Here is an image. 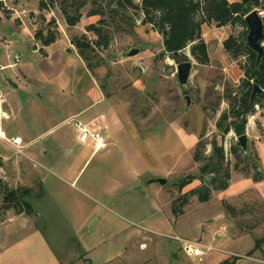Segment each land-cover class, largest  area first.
<instances>
[{
    "label": "rangeland",
    "instance_id": "374dc122",
    "mask_svg": "<svg viewBox=\"0 0 264 264\" xmlns=\"http://www.w3.org/2000/svg\"><path fill=\"white\" fill-rule=\"evenodd\" d=\"M0 1L9 17L14 13L25 22L36 23V28L43 25L41 15L30 12L37 11L38 0ZM132 1L138 5L141 2ZM99 5L104 7L103 17L115 7L112 0H91L81 8V17L72 27L58 11L45 13V18L53 17L59 31H67L70 38L85 34L94 41L95 35L86 27L98 24L100 16H89L88 12ZM248 5L250 11L262 10L259 4ZM120 16L108 20L109 29L116 30L108 46L96 48L91 56L97 66L88 70L89 74L73 67L71 95H63L66 102L80 107L82 96L95 82L103 98L97 120L102 122L99 130L104 145L95 148L80 142L73 119L66 122L64 117L43 121V131L50 124L54 126L30 144L23 140V153L16 154L0 141V206L5 191H14L34 209L33 215H27L0 208V227L13 231L14 225L23 229L33 224L44 229L51 248L65 263L75 260L85 264L89 257L93 264H103L108 256L121 251L126 260L104 264H264V240L258 242L264 239V184H256L264 180V152L263 165L260 157L264 150V96L247 117L246 147L235 170V159L229 151L238 136L233 131L222 136L216 123L228 109L224 88L232 90L239 79L234 82L226 77L215 62L213 66L196 63L188 45L179 54L180 60L185 55V61L192 64L183 88L176 76V66L181 62L166 54L163 37L143 24L142 12L128 9L126 18ZM207 25L204 38L216 61L224 54L221 41L239 27L217 29ZM261 43L264 47V41ZM22 45H14L12 61L15 52L24 54ZM133 49L135 54L126 55ZM262 92L264 95V88ZM33 100L30 109L35 112H62L57 102L47 97L35 95ZM2 117L8 119L4 114ZM213 139L223 146L230 179L226 189L213 190L207 202H199L195 195H189L201 184L200 162L193 161V154L199 141L205 145L203 155L209 154ZM44 152L59 154L43 159ZM54 162H61L59 168H53ZM253 165L259 169L258 180ZM189 176L191 182L179 188ZM157 178L166 182L160 184L154 181ZM25 188L31 192L21 193ZM185 193L187 203L180 206V197ZM172 205L182 212L173 215ZM176 236L210 244L213 250L201 259L189 257L182 250V241L174 239ZM141 243L143 248L139 249ZM35 252L37 256L30 264H42L38 256L42 259L43 254Z\"/></svg>",
    "mask_w": 264,
    "mask_h": 264
},
{
    "label": "trees",
    "instance_id": "16d2710c",
    "mask_svg": "<svg viewBox=\"0 0 264 264\" xmlns=\"http://www.w3.org/2000/svg\"><path fill=\"white\" fill-rule=\"evenodd\" d=\"M89 1L91 0H38L37 10L41 15L43 25L34 29L33 37L35 41L42 46H47L60 37L55 19L51 17L47 20L45 13L54 12V10L60 12L67 26L72 27L76 25L81 17V8ZM112 2H114L115 7L108 10L107 17H103L105 13L103 5H99L97 9H90L88 12L89 16H100L98 24L91 23L86 27V31L95 35L96 39L94 41H90L85 34L73 35L70 38L71 44L77 50L87 70L91 71L94 66H97V63L95 65L91 61V56L96 54V48L108 46L115 30L109 29L108 20L114 21V18L119 14L121 19L124 18L128 9H138L142 12L144 16L142 19L143 24L150 25L152 30L163 37L166 54L178 63L187 60L185 55H181L182 59L180 60L179 54L188 45L190 46V55L196 63L201 65L209 63L208 47L202 34L203 24L214 23L216 27L237 25L239 30L236 33L228 34L222 41V48L242 70L243 76L232 90L229 87L224 88L223 99L227 101L228 109L221 114L216 127L220 130L222 136L230 131H233L237 136L244 134L248 115L254 113L255 105H259L264 96L262 92L264 88V53L261 59L257 61L256 53L247 46L248 29L244 17L250 11L248 9L249 3L259 4L264 10V0H250L245 5L241 2H230L229 0H141L140 5L135 4L132 0H112ZM8 16V9L0 1V20ZM254 85H258L261 92L252 96ZM210 145L211 152L203 155L205 145L199 141L193 154V161L200 162L198 180L201 184L191 189L189 195H195L199 202H207L213 190L226 189L230 179V166L225 158L223 146L217 143L215 139L211 140ZM242 152L243 150L238 142L230 146L229 153L235 159L233 164L235 170L239 168ZM253 167L257 168L256 180H258L260 178L259 169L255 165ZM190 182L191 177H185L179 183V188H183ZM0 184L2 185L1 181ZM30 192L31 189L25 188L21 193L27 194ZM17 194L14 191L10 193L5 191L0 208L3 210L13 209L17 213L25 212L27 215H33L34 209L31 203L19 199ZM187 196L188 194L185 193L180 197V206L187 203ZM171 212L173 215H177L182 211L172 205ZM263 240L259 239L258 242ZM221 264H227V261Z\"/></svg>",
    "mask_w": 264,
    "mask_h": 264
},
{
    "label": "crops",
    "instance_id": "0c3cea01",
    "mask_svg": "<svg viewBox=\"0 0 264 264\" xmlns=\"http://www.w3.org/2000/svg\"><path fill=\"white\" fill-rule=\"evenodd\" d=\"M30 12L39 14L38 10H30ZM12 14L13 17L8 16L0 20V83L3 82L5 84V86L0 84V105L2 106V111L0 112V133L5 136L6 134H12L11 136H6L7 138L19 136L22 141L24 140L30 144L36 137L45 134L54 126L50 124L43 131V121L51 122L52 119L56 118V120H59L61 117H64L66 122L74 119L99 130L102 122L97 120L101 115L97 108L102 103L103 98L101 97V91H97L94 81L89 85L90 89L85 91L82 96L83 104L80 107L72 104L71 101L66 102V98L63 97L67 93L71 95L70 86L71 83H74L72 81L74 79L71 78L73 77L71 75L73 67H76V69L81 67L82 70L86 71H84V74H89L85 63L71 44L67 31L60 30V37L55 42L42 46L33 37L36 23L33 21L25 22L20 16ZM15 18H19L21 22L13 21ZM211 24L214 25V23ZM205 27H208V25H202L203 38ZM227 27L222 26L217 27V29H225ZM205 42L207 44L206 40ZM17 44H23L24 54L21 55L15 52L13 57L15 58L18 55V59L16 60L15 58V61H12L11 53L14 51V45ZM213 62L220 67L226 77L234 80V82L243 76L242 70L225 52L216 61L209 53V63L205 66H213ZM41 66L42 68H40ZM35 95L54 100L59 105L57 109L62 112L53 111L51 114L43 115V112L38 113L31 110L30 106L33 103L32 101H34ZM53 113L54 115H52ZM2 114L7 116L8 119L3 120ZM105 126L106 124H103V127ZM263 152L264 150L260 153L261 165H263ZM54 154L58 155L59 152L52 154L46 152L43 159H51L50 156H55ZM28 156L31 157L30 154ZM44 162L51 164V161L45 160ZM59 163L61 162H54L52 164L53 168H59ZM256 184L257 186L262 185L264 180L262 183L257 182ZM256 191L260 194L257 189ZM261 200L264 202L262 198ZM2 228L0 227V264H30L37 256L34 255V253H37L35 251L43 254L42 259V255L38 256L39 262L42 264H78L75 260L63 262V259L51 248L44 229L42 231L33 224L25 225L23 229H18L14 225L13 231ZM205 234L207 235L206 231ZM211 237H213V234ZM142 248L141 243L139 249ZM228 251L233 252L231 250L226 252ZM123 255L124 252L117 251L101 263H108L111 260L121 261L122 263V259L126 260ZM87 258L88 260L85 264H93L89 257Z\"/></svg>",
    "mask_w": 264,
    "mask_h": 264
},
{
    "label": "water",
    "instance_id": "95a60500",
    "mask_svg": "<svg viewBox=\"0 0 264 264\" xmlns=\"http://www.w3.org/2000/svg\"><path fill=\"white\" fill-rule=\"evenodd\" d=\"M249 1L250 0H241V3L245 5ZM244 20L246 22L247 29H248V33L246 37V44L253 52L256 53L257 61H259L264 53V47H263V44L261 43L264 40V24H263L262 19L258 15V9H253L249 11L245 15ZM136 52L137 51L133 49V50H130L129 53H127L126 55H133ZM191 68H192V64L189 61L181 62L176 66V76H177L179 84L183 88L186 87ZM260 92H261V88L258 85H254L252 96ZM187 102H188V99H187ZM237 140H238V143L240 144V147L244 149L246 147V135L242 134L238 136ZM154 181L160 184H164L166 182V179L157 178V179H154Z\"/></svg>",
    "mask_w": 264,
    "mask_h": 264
},
{
    "label": "built area",
    "instance_id": "2783aa9c",
    "mask_svg": "<svg viewBox=\"0 0 264 264\" xmlns=\"http://www.w3.org/2000/svg\"><path fill=\"white\" fill-rule=\"evenodd\" d=\"M258 15L262 19L264 24V10L258 9ZM15 58L17 60L18 55H16ZM73 124L78 133V138L80 142L93 145L95 148H101V146L104 145L103 136L101 135L100 131L95 130L86 123L74 119H73ZM0 141L10 146L16 152V154L23 153L24 145L22 143L21 137L15 136V137L7 138L4 134L0 133ZM223 229L225 228L223 227ZM174 239L182 241L181 247L183 252L191 257H199L201 259L204 255H207L210 251L213 250L212 245L204 244L200 241L184 239L178 236H176Z\"/></svg>",
    "mask_w": 264,
    "mask_h": 264
}]
</instances>
